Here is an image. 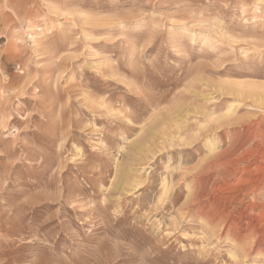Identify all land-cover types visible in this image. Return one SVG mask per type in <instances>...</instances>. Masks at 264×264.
<instances>
[{
	"label": "rangeland",
	"instance_id": "374dc122",
	"mask_svg": "<svg viewBox=\"0 0 264 264\" xmlns=\"http://www.w3.org/2000/svg\"><path fill=\"white\" fill-rule=\"evenodd\" d=\"M263 243L264 0H0V264Z\"/></svg>",
	"mask_w": 264,
	"mask_h": 264
},
{
	"label": "bare ground",
	"instance_id": "6f19581e",
	"mask_svg": "<svg viewBox=\"0 0 264 264\" xmlns=\"http://www.w3.org/2000/svg\"><path fill=\"white\" fill-rule=\"evenodd\" d=\"M210 41V40H209ZM214 140V139H213ZM228 162H229V157L228 156H223V155H216L212 158V160L210 162L207 163V165L200 171V173L198 174V180L197 182L200 184L198 185L199 187V190L196 192V197H201L202 194H203V188L205 187V181L207 180V176H208V173H209V169H210V166L213 165V166H218V168L220 169L221 167H225V166H228ZM240 170V169H239ZM137 188V187H136ZM214 198V197H213ZM212 198V199H213ZM211 200V199H210ZM210 210V209H209ZM208 210V211H209ZM221 210V209H220ZM205 211V210H204ZM207 212V210H206ZM216 212V211H215ZM215 212H212V213H215ZM220 213V212H218ZM217 213V214H218ZM226 213V212H225ZM235 213V212H234ZM241 213V212H240ZM203 214V213H202ZM209 215V213H207ZM230 214V213H229ZM206 215V217L208 216ZM210 215H211V212H210ZM216 215V214H215ZM218 216V215H217ZM216 216V218H217ZM253 216V215H252ZM209 217V216H208ZM237 217V216H236ZM210 218V217H209ZM213 218V217H212ZM243 219V218H242ZM241 219V220H242ZM211 220V219H210ZM215 220V219H214ZM244 220V219H243ZM245 221V220H244ZM240 222V220H239ZM208 224V223H207ZM223 224V223H222ZM240 224V223H239ZM243 224V223H242ZM236 225V224H235ZM238 226V225H237ZM240 226V225H239ZM235 227V226H234ZM246 227V226H245ZM239 228V227H238ZM249 228V226H248ZM247 229V228H246ZM240 230V229H239ZM242 231V230H241ZM236 232V231H235ZM240 235V233H238ZM235 235V239H238L240 236L239 235ZM257 235V234H256ZM242 236V235H241ZM246 237V236H244ZM234 239V240H235ZM243 239V237H242ZM246 239V238H245ZM263 242V241H262ZM261 244V243H260ZM264 244V243H263ZM264 246V245H263ZM248 247V246H247ZM248 252V251H247ZM155 253V252H154Z\"/></svg>",
	"mask_w": 264,
	"mask_h": 264
}]
</instances>
